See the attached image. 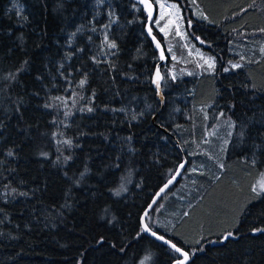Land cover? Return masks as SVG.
Instances as JSON below:
<instances>
[{"label": "trees", "instance_id": "16d2710c", "mask_svg": "<svg viewBox=\"0 0 264 264\" xmlns=\"http://www.w3.org/2000/svg\"><path fill=\"white\" fill-rule=\"evenodd\" d=\"M166 1L182 32L222 47L209 49L212 75L191 64V76L174 79L183 40L173 25L163 35L164 19L155 26L151 0L166 56L161 108L159 55L134 0H0V264H173L180 255L140 219L183 160L201 198L170 235L156 233L187 264H264V194L250 191L264 171V59L225 71L229 16L249 0H196L212 24L189 0ZM221 116L234 128L224 170L210 178L201 147Z\"/></svg>", "mask_w": 264, "mask_h": 264}, {"label": "rangeland", "instance_id": "374dc122", "mask_svg": "<svg viewBox=\"0 0 264 264\" xmlns=\"http://www.w3.org/2000/svg\"><path fill=\"white\" fill-rule=\"evenodd\" d=\"M157 5H159L160 14L155 19V26L158 25L160 20L164 19V23L161 25V29L163 28L164 31H161L163 35H167L170 25H173L178 32L180 33V37L183 40L182 35V27L180 24V14L178 13V6L174 5V3L166 0H154ZM161 5H164L162 8ZM174 6V7H173ZM176 10H174L173 8ZM174 53H172V56ZM202 60L200 55L195 57L192 64L194 68H199ZM199 65V66H198ZM171 67L170 73L171 76L176 79L178 76L181 77L182 72L187 71L188 75L191 76L194 72V68L189 67L185 68L182 66ZM204 70L205 69H201ZM210 117L207 115L206 117H201L198 122H201L203 127L207 120ZM195 123L192 125L193 132L195 134V129H200L199 127H195ZM234 123L231 119H223L222 116L218 118V120L214 121L212 125L208 128L206 132V140L203 141V149L201 147L202 152V159L204 161V165L202 170L204 173L213 178L214 172L219 170L222 172L223 169V162L225 160V154L227 150V146L229 144L230 138L233 133ZM192 165L189 164L187 170L182 174V179L178 183V185L168 194H166L162 200L159 202L158 206L149 217L148 221L150 226L155 232H158L163 235H170V232L175 227L176 222L180 219L181 214L183 211H188L195 205V201L201 198L200 192L195 190L191 184H189V176L192 172ZM264 181V171L262 172L259 179L256 181L254 185L257 186V191H253V187L250 188L251 193L260 195L264 194V191H260L259 183ZM196 201V202H197ZM172 209L173 211H170Z\"/></svg>", "mask_w": 264, "mask_h": 264}, {"label": "crops", "instance_id": "0c3cea01", "mask_svg": "<svg viewBox=\"0 0 264 264\" xmlns=\"http://www.w3.org/2000/svg\"><path fill=\"white\" fill-rule=\"evenodd\" d=\"M241 7L238 8L241 10L237 9L229 16V27L231 28L227 34H232L234 38L229 39L227 43V49L232 55V58H229L225 64V68L228 70L237 69L232 67L233 64L241 65L238 68H247L255 66L261 59H264V51H262L264 49V0H249ZM189 8L195 19L212 24V18L206 14L203 6L199 5L196 0H189ZM245 11L247 14L243 16ZM239 16L241 19L238 18ZM205 17L207 18L205 19ZM182 35L183 50L186 51L183 66L192 68L193 60L200 55L202 62L198 72L212 75L216 70V57L211 54L209 49L220 50L219 48L222 46L216 43V38L205 39L198 35H191L186 29ZM206 61L213 63L214 67L209 68ZM202 68L205 71L201 70ZM184 76H189L187 71L184 72Z\"/></svg>", "mask_w": 264, "mask_h": 264}, {"label": "water", "instance_id": "95a60500", "mask_svg": "<svg viewBox=\"0 0 264 264\" xmlns=\"http://www.w3.org/2000/svg\"><path fill=\"white\" fill-rule=\"evenodd\" d=\"M135 3H137L145 12L146 16H147V22H146V34L147 36L149 37V39L151 40L152 44H153V47L154 49L158 52V55H159V62L158 64L156 65V69L154 71V75H153V78H152V86L154 88V90L156 91V95L159 99V102L161 104V108L163 107L164 105V99H163V96H162V93H161V82H162V76H161V72H160V66L163 65L166 61V56H165V52H164V49H163V46L162 44L160 43V41L153 35L152 33V29H151V22H152V19L155 15V7L153 5V3L151 2V0H148V2L152 5L151 9H148L145 7V4L143 2V0H134ZM149 11H151V18L149 17ZM149 29H151V34H149ZM153 37H155V40L153 39ZM157 43L160 44V47L157 48ZM161 53H163V59H161ZM157 71H159L160 73V76L159 78L157 77L156 73ZM158 79V82H159V89H157V85L155 83H153L154 80H157ZM181 165H183V167H181ZM186 163L185 161L182 162V164H180L178 166V168L176 169L175 173L170 177V179L172 180V183L171 184H168V181L170 180H167L166 183L156 192V194L154 195V197L152 198L151 202L149 203V205L147 206V208L145 209V211L143 212L142 216H141V219H140V225H141V228H143V225L146 224V216H145V213L147 212L148 214L151 212V210L154 208V206L156 205V203L163 197V195L169 190L171 189L181 178L182 174H183V171L185 169V166ZM168 185L166 188H165V185ZM161 189H164L163 191H161ZM151 206V207H150ZM148 216V215H147ZM152 232H154L152 229H151ZM147 236H149L150 238L154 239L155 241L165 245L166 247H168L169 249H171L172 251H174L170 246L169 244H166L164 243V240H168L166 239L165 237H163V239H156L155 236L151 235L149 232H144ZM156 233V232H155ZM157 235H159L158 233H156ZM161 236V235H159ZM169 241V240H168ZM171 244H173L171 241H169ZM179 255V253H177ZM181 257V260H183L184 258L182 256ZM189 260V258H188ZM188 260L186 261V264L188 262ZM173 264H176V261L173 263Z\"/></svg>", "mask_w": 264, "mask_h": 264}, {"label": "snow or ice", "instance_id": "6c2138e0", "mask_svg": "<svg viewBox=\"0 0 264 264\" xmlns=\"http://www.w3.org/2000/svg\"><path fill=\"white\" fill-rule=\"evenodd\" d=\"M143 2H144V4H145V7H146V8L151 9L152 5L148 2V0H143ZM161 7L163 8L164 5H161ZM173 7H174V6H173ZM149 17L151 18V11H149ZM206 18H207V17H205V19H206ZM161 31H164V29L162 28ZM149 34H151V29H149ZM153 39L155 40V37H153ZM105 42L107 43V45H108L109 48H111V49H115V48H116V44H115L114 42H109L107 36H105ZM156 46H157V48H159V47H160V44L157 43ZM262 51H264V49H262ZM163 58H164V57H163V53H161V59H163ZM206 63L209 64V68L214 67V64H213V63H211V62H209V61H206ZM198 66H199V65H198ZM240 66H241V65H239V64H233V65H232L233 68H238V67H240ZM225 71H228V69H225ZM156 75H157V77L159 78V76H160L159 71H157ZM173 78H174V77H173ZM80 83H81V85H83V84L85 83V81L82 80ZM153 83H155V84L157 85V89H159L160 85H159L158 79H157V80H154ZM88 110L91 111V109H88ZM66 143H70V142L66 141ZM8 154H9V155H12L11 152H9ZM181 167H183V165H181ZM171 183H172V180L170 179V180L168 181V184H171ZM167 186H168V185L166 184V185H165V188H166ZM259 188H260V191H264V181H262V182L259 183ZM163 190H164V189H161V191H163ZM253 191H257V186H256V185L253 186ZM116 194L119 195V192H117ZM150 207H151V206H150ZM147 215H148V213L146 212V213H145V216L147 217ZM142 231H143V232H149L151 235L155 236L156 239H158V240L163 239L162 236H159V235H157L155 232H152L151 229L149 228V226H148L147 224H144V225H143ZM231 235H232L231 233H228V234L225 236V239L227 238V236H231ZM164 243L169 244V246L174 250V252L179 253V255L182 256V257L184 258L183 260H181V259H179V257H177V258H176V264H186V261H187L188 258H189V254H188L187 252L182 251V249H181L180 247H177L175 244H171L168 240H164ZM145 259H147V257H146ZM141 264H144V261H141Z\"/></svg>", "mask_w": 264, "mask_h": 264}, {"label": "bare ground", "instance_id": "6f19581e", "mask_svg": "<svg viewBox=\"0 0 264 264\" xmlns=\"http://www.w3.org/2000/svg\"><path fill=\"white\" fill-rule=\"evenodd\" d=\"M183 161H185V163H186L185 166L187 167V161H186V160H183ZM181 164H182V163H181ZM186 167H185V169H186ZM185 169H184V170H185ZM183 172H184V171H183ZM157 203H158V202H157ZM157 203H156V204H157ZM155 206H156V205H155ZM155 206H154V207H155ZM153 209H154V208H153ZM153 209H152V210H153ZM152 210H151V211H152Z\"/></svg>", "mask_w": 264, "mask_h": 264}]
</instances>
